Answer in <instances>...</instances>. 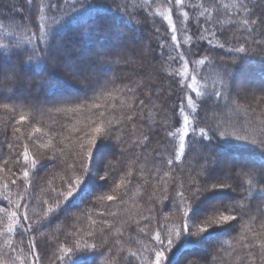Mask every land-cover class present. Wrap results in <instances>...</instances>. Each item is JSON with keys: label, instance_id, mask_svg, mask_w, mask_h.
Returning a JSON list of instances; mask_svg holds the SVG:
<instances>
[{"label": "trees", "instance_id": "trees-1", "mask_svg": "<svg viewBox=\"0 0 264 264\" xmlns=\"http://www.w3.org/2000/svg\"><path fill=\"white\" fill-rule=\"evenodd\" d=\"M183 2L187 7L180 10L186 15L181 16L175 0L171 5L169 0H149L150 7L144 0H0V89L11 91L14 84L20 89L28 87L37 99L27 107L28 101L0 93V264H32L27 237L32 240L36 264H94L99 257L106 264H122L124 256L132 264H150L153 245L159 247L153 239L156 235L167 238L171 233L175 238L186 223L199 225L216 209L240 200L247 208L237 223L213 226L199 237L183 235L165 252L161 264H178L194 254L201 258L190 257L186 264L193 260L264 264V148L260 146L264 140V0ZM241 2L247 7L241 8ZM138 9L143 18L136 14ZM169 16L172 26L180 28L175 42L171 40L174 33L169 30ZM143 31L150 36L152 52L143 46L132 53L134 42L145 41ZM118 35V45L110 44L109 49L98 46ZM78 39L85 40L84 47ZM68 40L76 46L71 48ZM237 44L247 48V55L233 60L239 54L227 50ZM189 52L184 60L179 59ZM169 53L177 59L173 61ZM118 61L137 65L117 67ZM220 65L229 67L226 80L218 74ZM89 69L99 70L102 76L87 73ZM19 70L26 73L28 84L14 83ZM160 70L173 89L169 96L158 92ZM64 76L72 80H62ZM75 81H84L88 91ZM94 82L97 86L92 88ZM242 83L252 90L236 86ZM68 91L78 92L80 98L59 101L54 97ZM214 91H220L221 96L212 95ZM213 102L234 113L222 128L231 130L230 134L214 129L202 114ZM166 112L170 113V123L163 126ZM17 115L26 116L32 127L16 121ZM93 122L115 129V135L97 139L90 171L81 176L78 187L84 184L96 192L80 211L71 209L67 220L71 227L63 234L62 215L79 192L67 200L62 193L70 187L69 178L77 177L78 153L84 151L81 144L97 135L92 131ZM112 143L119 146L111 154L120 162L116 164L117 175L104 185L95 181H105L100 177L106 162L98 153ZM194 145L236 162L234 182L205 178L210 188L223 182L234 193H224L228 200L200 215L193 204L202 197L190 204L176 195L187 193L178 187L179 172ZM217 167L214 165L212 171ZM92 172L95 178L89 175ZM237 178L246 183L237 182ZM169 194L175 199H166ZM108 196L113 199L108 200ZM57 198L61 207L55 214L49 213L47 209L56 207ZM185 211H189L188 217ZM45 220L52 223V231L60 228L49 246L44 244V235L39 236L36 224ZM105 240L109 246L99 247ZM207 248L210 250L204 257ZM133 252L135 257L130 256ZM112 256L115 260L109 259Z\"/></svg>", "mask_w": 264, "mask_h": 264}, {"label": "rangeland", "instance_id": "rangeland-1", "mask_svg": "<svg viewBox=\"0 0 264 264\" xmlns=\"http://www.w3.org/2000/svg\"><path fill=\"white\" fill-rule=\"evenodd\" d=\"M181 13H182L181 10H179V14L182 16ZM116 30L119 32L120 29H116ZM131 33H133V32L131 31ZM119 36L120 35H118L116 38H111L112 40L110 39V41L108 43H106V44H98V43L97 44L100 47H105V48L107 47L106 49H109L110 46H111L110 44H117L118 45L121 42V39L119 38ZM141 36H142V39L145 40V41L141 43L140 42L141 39L137 40L136 42H134L132 44L130 51H132V53H136L138 50H141L142 47L144 46V47L148 48V53L152 52L151 44H150L151 43L150 42L151 39H150L149 34L147 32H145V31H143L141 33ZM74 38H76V36H73V39ZM78 40H77V43L81 42L83 44V47H84L85 44H86V42H84L85 40H83V41H80V40L78 41ZM66 42L69 45L71 44V48L76 46V44L72 43V41L68 40ZM89 43H91V42H89ZM100 47H97V49H101ZM127 47H128V45H127ZM136 65L137 64L131 63L130 61H127L126 63L119 62V61L116 62V66L117 67L118 66H121V67H124V66H128L129 67L130 66L132 68V67H136ZM6 67H8V66L5 65V68ZM86 72L87 73H92V74L95 73L96 75H101L102 76V73L99 70H96V69L95 70H92V69L90 70L89 69ZM86 72H80L79 74L81 76H85ZM163 72H164L163 70H160V75H159L160 78H159V80L157 78V81L159 83V88H160V90L158 92H162L163 93L162 95H164V96H169L170 93L173 91V89L170 87L169 82L164 77V73ZM229 75H230V73H229ZM227 78H229V76ZM26 79H28V78H26V73L24 71H22V70H19L18 73L16 74V80L14 81V83H16L17 81H20V82H25V83L28 84V82H26ZM66 79L72 80L70 77H67V76L62 77V80H66ZM75 83H76V81H75ZM78 84H79L80 88H83V90L87 88L84 84H82L80 82ZM92 86H93L92 88L97 86L96 82H94L92 84ZM236 86L239 89H240V87L245 89V91H246V89L247 90H252L251 87H246L245 83L238 84ZM88 88L86 89L85 92L88 91ZM14 92H16V94ZM0 93H4V95L7 96V97L10 94H13L14 97L17 98V99L18 98H22L25 103H27V101H28V104H26L27 107H29L35 101H37L36 98H33L35 91L31 90L28 87L25 88V89H20V87L19 86L17 87L15 84H14V89L13 90L9 91L6 88L5 89L3 88V89H0ZM78 96H80V95H78V92H74V91H68L67 93H65V94L62 93L61 95L60 94H54V97L59 98L58 99L59 101L61 99L62 100H68V99H72L73 100L75 98H80ZM52 97H53V95H52ZM221 105H223V104H221ZM202 112H203L202 114L205 116L206 120H210L212 122V125H213L214 129H218L219 128L221 130H222V128H224L223 127V123L226 122L227 120H230L234 116V113L229 108H227L226 105L219 106V104H216L215 102H213V104H211V108L210 109H204V111L202 110ZM15 117H17L16 121H19L20 123H22V125L24 124V125H29L30 126L32 124V123H30V121L28 119L24 118L26 116L20 117L19 115H17ZM168 123H170V113L166 112L165 121L162 124L164 126V125H167ZM30 127H32V126H30ZM222 131H224L227 134L231 133V130H227V129H223ZM252 134H255V133L251 132V135ZM168 146H169L168 144L167 145L165 144L166 148H168ZM118 147L119 146H114V144L112 143L109 146H104V148L98 153V157L99 158L100 157L104 158L106 164L110 163L112 165V168H111L112 176L117 175V172L115 171L117 169L116 168V164H118V162H120V161L117 160V155L112 156V154H111L112 152L111 151H114L113 149L118 150ZM110 148L112 150H110ZM162 152H164V151H162ZM114 157H116V159H113ZM136 157L140 158V155H137ZM219 157L217 156V153L214 152L213 150L203 149V148H201L198 145H194L193 151L188 154V156H187V158H186V160H185V162L183 164L182 169H180L181 171L179 172L180 173V176H179L180 180H178V187H180V188L182 187L187 192V187L190 184L195 182L196 186H199L202 181H205V178H209L208 180H211L212 182L217 181V180H221L222 178H224V180H222L223 182H226V183L227 182H234L233 176H232V168H233V166L235 165L236 162L233 161L232 159H230L229 157H226V156H222L220 158ZM110 159H113L114 162H111ZM214 165H218V167L216 168V170L212 171V168H213ZM94 167L96 168V165ZM253 167H254V169H258L257 165H254ZM259 169H261V168H259ZM261 170H264V169H261ZM91 174L95 178L94 172L90 173L89 175H91ZM236 180H237V182L239 181L242 184L246 183L243 178H237ZM95 181L102 182V184H104V185L108 184V182L106 180L105 181L95 180ZM83 185L77 190V192L75 194H77L78 192H79V194L74 198L73 201H71L69 203V205L66 208L68 210L64 211V213L62 215L63 216L62 219L65 220L63 223H62V219L60 221V223H61L60 228H61V231L63 230L62 231L63 234H64V231L67 232L70 229V227H71V225H68L69 222H67V220L71 216V213H70L71 209H77V210L80 211L81 208L84 205L88 204V202H91L92 193L96 192V189H94L93 191H90L88 189V187H83ZM218 192H221V194H216ZM224 193L232 194L234 192H233V190L231 188H228L226 186H223V187L222 186H217L216 188H212L208 193L207 192L203 193V195L200 196L202 198L200 200L196 201V203L193 204L195 206L194 208L196 209V214L200 215L202 213H205L209 209H213V207L215 205H218V204L228 200V196L224 195ZM119 197H120V194L117 197V199ZM247 198L248 197L244 198V200L247 201ZM230 205H234L235 207L242 208L244 210H246V208H247L246 205H243L241 203V200L240 201L231 202ZM43 222H44V224H42L40 221L36 223L38 225V231H39L38 234H39V236L44 235L43 241L45 243L44 242L43 243L45 244V246L46 245L49 246V245H52L53 240L55 238H57V235H59V234H56V233H57L58 230L60 231V228H56V230L52 231V229H50V227H51L50 225L52 223L47 221V220H45ZM234 222L237 223V221H232V222H229V223H226V224L227 225H232ZM68 227H69V229H68ZM25 230L27 231V226H25ZM25 241L28 243V246H29V248L31 250V254L30 255H31L32 261H33L34 264H36L35 263L36 255L34 256L33 253H32V240H31L30 237H27V239ZM209 250L210 249L207 248L206 251H204L202 255L204 257L206 255H208V251ZM190 257L201 258V256L199 257V255H197V254H194L193 256L192 255H188V256H185L183 259H181L178 262V264H186L187 261H188V258H190ZM123 258H124V264H126V261L128 260V257L124 256ZM109 259L115 260L113 256H112V258H109ZM121 261H122V259H121ZM105 262H106L105 259H103V258L101 259L99 257L97 262L94 263V264H106ZM118 264H119V262H118Z\"/></svg>", "mask_w": 264, "mask_h": 264}, {"label": "snow or ice", "instance_id": "snow-or-ice-1", "mask_svg": "<svg viewBox=\"0 0 264 264\" xmlns=\"http://www.w3.org/2000/svg\"><path fill=\"white\" fill-rule=\"evenodd\" d=\"M145 5H149V0H144ZM169 4H172V0H169ZM150 7V5H149ZM176 10H180L183 9L185 7H187L183 0H175V5H174ZM193 7H198V5H193ZM241 8H246L247 6L241 2L240 4ZM217 13H219V9H217ZM138 16L142 17L141 11L138 9L137 13ZM186 15V13H181ZM217 20H219V15H217ZM168 21H169V30L172 31L174 34L171 36V40L173 42L177 41V36L175 35L176 32H178L180 30L179 27H174L172 26V21H171V16L168 17ZM252 23H255V21H251ZM207 30V29H206ZM209 43H211L209 41ZM159 47L161 49H164L165 45L164 44H160ZM212 47H216L215 45H212ZM220 47H224V45H220ZM203 50V49H201ZM229 52V54H231L232 52L238 53L239 55L237 56H233V60H237L240 57V54L246 56L247 55V48L244 46H240V45H234L232 48H229L227 50ZM36 52V50H34V53ZM191 54V52L189 53H183L179 56L180 60H184V56ZM169 57L175 61L177 59V57L172 56L171 53L168 54ZM200 63H203V61H200ZM186 67V65H185ZM220 73L222 75V78L226 80V78L229 76V67L227 65H220ZM9 79H11V77H9ZM84 81H81V83H83ZM2 83V82H0ZM191 87V86H189ZM221 92L220 91H214L212 93V95H214L215 97L219 98L221 96ZM141 104L144 103L143 100L140 101ZM188 103L190 105H193V102L191 100L188 101ZM194 106V105H193ZM96 107H99L98 105H96ZM99 116L102 118L104 116V113L101 112L99 113ZM127 119L131 120L132 116L131 114H127ZM188 117L185 116L184 117V123L185 125H187L188 123ZM92 131L94 133H96L97 135H93L91 136V138H89L87 140V144H81V148L84 149V151L82 153H78V155L80 156V160H79V171L77 174L76 179H71L69 178L68 183L70 185V187L67 189L66 193H62L64 200L69 199L72 195H74V193L78 190V187L80 186V184L82 183V177H84L89 171H90V157H91V153H92V149L94 147V145L97 142V139L99 137H103L105 139H112V137L115 135V129H105L103 128L100 124H97L95 122H93L92 125ZM185 134H187V128H185ZM85 135L87 136L88 134L85 133ZM260 146L262 148H264V140H262L260 142ZM184 145L183 143H181L180 145V149L181 151L183 150ZM25 155V159H28L27 153L24 154ZM179 155H177V159H179ZM113 159H116V157H114ZM6 163H8L6 161ZM169 164L171 163V161L168 162ZM112 165L110 163H107L104 169V173H107V175H103L100 177L103 180H106L108 182V180L111 178L112 176V171H111ZM29 175V173L27 171L24 172V177L27 178ZM13 183H15V181H13ZM224 186L223 182L218 183V184H212V187L210 188L208 186V184H206L204 181H202L200 183L199 186H196L195 182H193L192 184H190L187 187V193L184 192H179L176 193V195L180 196L182 198L181 202L186 199L190 202V204H192L193 202L196 201V199H198L199 196L203 195V193L209 191L212 188H216L217 186ZM5 187H7V185H5ZM173 191H175V189H173ZM7 198V196H5V199ZM53 198L50 196L49 200L51 201ZM108 200H112L113 197L112 196H108L107 197ZM166 199H168L169 201H172L175 199V197L171 194H169ZM3 201H0V204H2ZM47 203V202H45ZM60 204H59V200L57 198L56 200V207H49L47 209V211L49 213H53L55 214V212L60 208ZM180 211V207L177 206V212ZM188 213L189 211H185L184 215L186 217H188ZM227 213V214H226ZM234 213H236L234 215ZM246 214L245 210L242 208H237L234 205H229L227 208L220 210V209H216L208 218H206L204 221H202L199 225H190L189 223H186L182 229L178 230L175 233V238H172V234L168 233L167 238L163 237L161 235H156L153 239L159 244V247H156V245H153V251H154V260L151 259L150 256V264H161V262L164 260L165 258V252L168 249H171L173 247L174 244L177 243V241L185 234H190L192 236L195 237H199L203 232L207 231L209 228L213 227V226H219L221 224H225V223H229L232 221H237L242 215ZM13 215H15V213H13ZM29 231H32V229H29ZM166 240V242H165ZM109 246V242L108 241H101L99 244V247L101 248H105ZM101 255H103V251H101L100 253ZM130 256L135 257L136 253H130ZM122 259V264H124V258ZM126 264H132V260H127ZM189 264H209V260L206 261H199V260H193L190 261Z\"/></svg>", "mask_w": 264, "mask_h": 264}]
</instances>
